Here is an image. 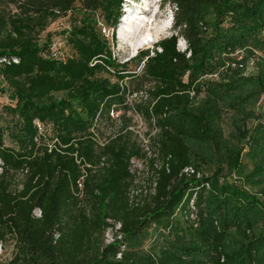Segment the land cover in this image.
Returning a JSON list of instances; mask_svg holds the SVG:
<instances>
[{"label": "trees", "instance_id": "1", "mask_svg": "<svg viewBox=\"0 0 264 264\" xmlns=\"http://www.w3.org/2000/svg\"><path fill=\"white\" fill-rule=\"evenodd\" d=\"M165 1L173 7L170 34L150 55L136 57L149 83L137 107L157 129L152 143L159 160L158 168L150 164L152 191L139 203L130 194L139 148L120 134L98 144L90 130L93 118L99 123L122 97V86L103 74L129 75L119 71L123 65L96 28L98 14L112 27L118 23L121 0H0V96L8 100L0 111L15 128L7 145L0 127V243L12 245L3 264H264L257 198L216 179L224 164L264 195V125L244 131L264 92V0ZM67 13L72 19L56 58L49 38L39 42V36ZM177 38L186 51L178 50ZM236 48L244 59L260 52L254 73L230 71L206 84L193 105L189 93L199 91L198 76ZM220 107L235 115L247 171L240 145L221 133ZM196 146L210 148L214 160ZM209 161L213 175L196 177ZM114 225L121 237L103 243ZM154 227L166 232L164 240L144 249Z\"/></svg>", "mask_w": 264, "mask_h": 264}, {"label": "rangeland", "instance_id": "2", "mask_svg": "<svg viewBox=\"0 0 264 264\" xmlns=\"http://www.w3.org/2000/svg\"><path fill=\"white\" fill-rule=\"evenodd\" d=\"M119 11L118 23L116 22L113 27L104 22L100 14H98L96 28L99 34L107 41L114 62L123 65V68L119 67V69H122L119 71L121 73H129V75H125L120 79L116 78V75L112 73L103 74L110 82L117 81L118 84L122 86L123 91L121 99L110 105L109 113H107V116H105L94 128V131L99 142H103L110 137L120 134L128 139L129 142L136 145L143 154L140 158L132 159V166L134 167V185L130 189V194L136 195L134 201L140 203L142 196L146 193H150L154 184V175L150 168V164L154 168H158L159 160L154 159L156 156V149L152 143V138L156 137L157 129L149 125V120L144 118L141 109L137 107V104H142L145 96V88L149 83L143 79L141 75L143 59L137 60L136 57L144 51H147L150 55V50L154 43L170 34L173 7L167 4L165 0H121ZM71 16L72 15L67 13L64 16L52 20L40 33L39 42H42L45 37H48L49 39L46 42L56 58H59L61 54L55 52V48L61 46L64 40V34L62 32L68 28L70 20L72 19ZM155 16V20H157L155 26L161 27V25H163L162 33L160 32L154 40L148 43V45L144 44L143 46L141 45L143 41H140V37L137 35L135 42L137 41L140 43H137L134 49L130 43L133 37L132 29L136 26V23H133V21L143 20V22L146 23L145 26L148 25L150 31L153 32L152 29H154V24L151 23ZM140 32L142 35L145 34L146 28ZM176 47L180 51L182 49L186 51L187 48L181 38L178 39ZM253 54V56L244 59L243 50L240 48H236L229 53H223L221 55L222 60L218 65H215L211 71L198 76L195 84L198 86L199 91L189 93V96L192 98V104H197L201 99L204 94L203 88L206 84L224 79V77L234 69H239L241 74L245 76L252 75L255 71L254 59H256L258 55H261L260 52L256 50H253ZM231 62L233 65L230 64ZM57 96H59V94ZM6 103H8L7 98L5 95H1L0 105ZM220 111L221 133L229 143L235 146L240 145L239 161L244 165V170L247 171L250 168L249 163L244 159V152L247 150V144L243 143V139L239 141L238 129L233 121L235 115H233L231 110L224 107H220ZM253 112L254 115L244 122V131L246 134L249 133L256 124L264 125V92L259 95L254 103ZM0 127L4 129V143L11 145L12 140L10 133L14 132L15 129L13 127V120L11 116L2 111H0ZM46 136L49 137L51 135L46 133ZM46 142L50 144L51 139H47L46 137ZM196 148L197 152H201L203 156L205 155L207 160H214V155L210 152V148L206 146H196ZM150 159H152L151 163ZM215 168L212 162H206L201 166V172H196L195 176H202L209 179L213 175ZM187 172L190 173V171ZM216 179L219 183L225 182L240 190L254 193V196L257 198L258 207L262 211L264 217V195L248 184L242 173L237 172L234 168H228L223 164L221 165ZM204 186L208 188L209 182L204 180ZM35 213L37 214V210H35ZM116 228L117 225H114V228H108L103 232V243H109L121 237V235L114 230ZM164 234H166L165 231H161L155 227L152 228L142 247L147 249L160 246L162 244L161 242L164 240ZM11 247L10 239L0 243V264H3L10 257ZM115 258H117V256Z\"/></svg>", "mask_w": 264, "mask_h": 264}, {"label": "bare ground", "instance_id": "3", "mask_svg": "<svg viewBox=\"0 0 264 264\" xmlns=\"http://www.w3.org/2000/svg\"><path fill=\"white\" fill-rule=\"evenodd\" d=\"M155 19H156V16L154 17V19L152 20V23H151V24H154V29H152L153 32L150 31V29L148 28L149 27L148 25L145 26L146 23H144L143 20L133 21V23H136V26L134 27V29H132L133 30V34H132L133 37H132L130 43H131V45L133 46L134 49L136 48L135 45H137V43H140V42H137V41L135 42V39H136L137 35H139L140 41H143V44H141L143 46L144 44L148 45V43H150L151 40H154L158 36V34L160 32L162 33L163 25H161V27L155 26V22L157 21ZM153 21H154V23H153ZM144 28H146V33L142 35L140 31L143 30ZM144 42H146V43H144Z\"/></svg>", "mask_w": 264, "mask_h": 264}, {"label": "built area", "instance_id": "4", "mask_svg": "<svg viewBox=\"0 0 264 264\" xmlns=\"http://www.w3.org/2000/svg\"><path fill=\"white\" fill-rule=\"evenodd\" d=\"M57 49V48H55ZM3 60V59H2ZM230 64L233 65V63L231 62ZM110 110H108V113H109ZM97 116V115H96ZM94 117L93 118V121H92V125H91V132H92V135H93V138L96 140V142L98 144H103V142H99L97 140V137H96V134H95V131H94V128L99 124L98 123V118L97 117ZM34 123L36 124V126L38 127L39 130H41V126L39 125V123L35 120ZM131 164H132V160H131ZM184 171L186 173H188L187 171H190V173L192 172V169L191 168H184ZM82 175L80 177H78L76 180H75V193L78 195V196H81V193H82Z\"/></svg>", "mask_w": 264, "mask_h": 264}, {"label": "clouds", "instance_id": "5", "mask_svg": "<svg viewBox=\"0 0 264 264\" xmlns=\"http://www.w3.org/2000/svg\"><path fill=\"white\" fill-rule=\"evenodd\" d=\"M178 39H179V38H177V40H176V45H177V41H178ZM181 39H182V38H181ZM182 40H183V39H182ZM183 42H184V40H183ZM184 43H185V42H184ZM152 47H153V46H152ZM183 50H184V49H182L181 51H183Z\"/></svg>", "mask_w": 264, "mask_h": 264}]
</instances>
